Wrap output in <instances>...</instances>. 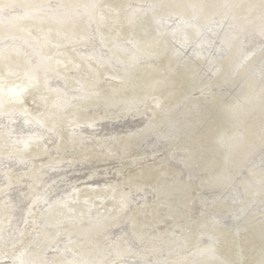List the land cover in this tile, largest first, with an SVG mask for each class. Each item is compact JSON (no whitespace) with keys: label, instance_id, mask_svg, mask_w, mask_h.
<instances>
[{"label":"water","instance_id":"1","mask_svg":"<svg viewBox=\"0 0 264 264\" xmlns=\"http://www.w3.org/2000/svg\"><path fill=\"white\" fill-rule=\"evenodd\" d=\"M0 264H264V0H0Z\"/></svg>","mask_w":264,"mask_h":264}]
</instances>
